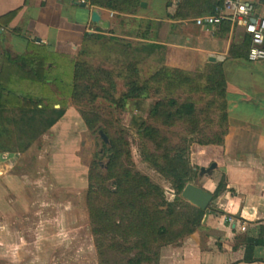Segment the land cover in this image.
<instances>
[{
  "label": "crops",
  "instance_id": "1",
  "mask_svg": "<svg viewBox=\"0 0 264 264\" xmlns=\"http://www.w3.org/2000/svg\"><path fill=\"white\" fill-rule=\"evenodd\" d=\"M180 1L139 0L136 11L128 13L90 0H0L1 76L5 85L35 93L34 79L25 74L28 60L19 61L18 69L7 64L3 69L2 63H8L3 53L47 57L48 65L56 67L55 63L77 61L81 46L99 34H120L126 39L137 35L143 47L161 53L157 69L166 66L199 73L220 64L227 105L223 141L192 145L203 149V162L216 163L210 174H199L195 184L212 193V200L201 224L177 243L162 246L155 264H264V59L231 55V49L240 51L248 37L240 26L224 22L204 27L197 26L194 17H173ZM253 1L257 13L264 16V4ZM156 2L160 6L150 11ZM92 11L99 15L98 21L91 20ZM11 12L10 19L2 18ZM127 18L139 21L135 34L130 33ZM46 83L55 99L64 98L51 79ZM65 105L0 107V181L5 179L4 166L18 162L49 135L62 148L79 141L68 136L76 131L78 118L69 100ZM195 164L199 169L205 166ZM221 180L224 188L213 196Z\"/></svg>",
  "mask_w": 264,
  "mask_h": 264
},
{
  "label": "rangeland",
  "instance_id": "2",
  "mask_svg": "<svg viewBox=\"0 0 264 264\" xmlns=\"http://www.w3.org/2000/svg\"><path fill=\"white\" fill-rule=\"evenodd\" d=\"M159 6L156 2L150 11ZM126 22L131 27L130 33L135 34L139 21L127 18ZM105 32L114 33V30ZM119 35L99 34L87 39L78 52L77 62L82 65L79 70L89 68L82 81L96 96L93 102L88 96L65 100L75 108L78 118L76 131L69 132L68 136L78 137L79 141L68 142L62 148L49 135L22 154L18 162L4 166L5 179L0 181L4 187L0 191V264H127L128 258L135 255V250L123 252L114 247L126 245L120 238L105 240L102 248L97 249L91 232L86 202L87 175L96 152H99L96 160L101 175L95 182L97 207L110 205L100 187L112 189L116 181L115 177H107L105 167L109 157L103 153L99 130L105 129L125 139L128 156L121 157V166L148 176L162 188L168 201L176 196L170 180L145 161L144 153L159 156L166 148L185 147L187 140L192 139L188 155L195 175L188 183L198 181L199 166L195 163L209 166L207 161L203 162V149L196 150L192 145L220 135L225 128L219 121L221 110L214 94L190 91L185 85L168 92L164 83L150 81L161 53L143 47L137 35L129 39ZM99 69L108 74L100 76ZM132 81L137 86L147 82L144 95L128 98L119 106L118 101ZM171 99L174 107L170 106ZM158 102L161 110L180 108L183 113L187 111L185 105L193 103L198 113L196 124H189L181 116L172 120H166L164 115L155 116L153 108ZM79 111L97 119L94 123L97 132L90 131ZM145 125L155 129L152 138L141 134ZM161 247L157 248L156 256L149 254L151 260L143 264H155Z\"/></svg>",
  "mask_w": 264,
  "mask_h": 264
},
{
  "label": "trees",
  "instance_id": "3",
  "mask_svg": "<svg viewBox=\"0 0 264 264\" xmlns=\"http://www.w3.org/2000/svg\"><path fill=\"white\" fill-rule=\"evenodd\" d=\"M92 4L100 5L108 9L127 11L134 13L139 4V0H90ZM264 4V0H259ZM223 3V0H181L173 15L175 18H193L205 13H215ZM14 12L8 13L3 19H10ZM224 23V22H222ZM225 23H227L225 21ZM250 43L249 36H245L240 51L231 49V55L245 57L247 56ZM30 58V61H29ZM4 66L11 65L19 67V61L28 60L29 69L25 74L28 78H33L35 93H26L22 90L14 89V86L4 83L0 72V107H52L59 104L65 105V100L70 97L74 100L88 96V100L93 102L95 95L82 81L83 76L89 71L87 68L79 70L82 65L77 61H68V63H55L56 67L49 66L46 59L38 56L20 55L11 57L8 53H3ZM53 64V63H52ZM1 68V70H3ZM18 69V68H17ZM100 76L107 75L108 71L99 69ZM51 79L63 99H55L54 94L49 91L46 80ZM98 80V79H97ZM150 81L164 83L168 92L185 85L190 91H204L213 93L215 102H218L220 124L226 127V93L225 80L221 65L211 64L204 72L190 73L178 68L161 66L150 77ZM132 81L128 90L122 94L118 105L122 106L124 100L128 98L140 97L144 95L147 84L137 86ZM122 102V103H121ZM170 106L174 107V101L169 100ZM161 104L155 103L153 114L164 115L166 120L176 119L181 116L189 124H196L198 113L193 103L186 104V113L180 108L174 110H161ZM207 109L202 111L206 113ZM85 125L92 133L98 130L94 128L97 121L95 117L89 116L84 111H79ZM102 129V128H101ZM155 131L149 125L143 126L141 134L143 137L152 138ZM226 129L220 135L206 138V140L196 141L200 145L221 144ZM98 134L103 141V153L108 154L106 165L107 177H115V187L108 189L100 187L102 193L106 194L110 205L106 208L97 207L94 194L97 193L95 182L101 178L98 173L100 167L96 160L99 152L94 154L91 161L87 180V209L92 227L91 232L94 235L97 249H101L105 240H115L120 238L125 246L114 245L115 248L123 252L135 250L134 256L128 258L127 264H143L150 261V255L156 256L157 248L175 244L184 236L191 234L200 224L206 210L200 209L180 196V193L186 183L190 182L195 175V169L189 161L188 149L194 140L189 139L185 147L166 148L164 154L152 156L144 153V159L153 169L158 171L163 177L170 180L172 189L175 191L173 201L165 199L162 188L152 182L146 175L138 172H132L128 168L121 166L120 160L123 155L128 156L125 139L114 133H108L105 129L99 130ZM121 168V169H120ZM224 188V182L221 180L214 192L217 195ZM257 241H252L254 245Z\"/></svg>",
  "mask_w": 264,
  "mask_h": 264
},
{
  "label": "built area",
  "instance_id": "4",
  "mask_svg": "<svg viewBox=\"0 0 264 264\" xmlns=\"http://www.w3.org/2000/svg\"><path fill=\"white\" fill-rule=\"evenodd\" d=\"M193 21L197 26L204 27L219 26L225 21L240 26L250 38L248 59H264V16L256 13L253 0H223L215 13L194 17ZM227 220L231 222L232 217H227Z\"/></svg>",
  "mask_w": 264,
  "mask_h": 264
},
{
  "label": "water",
  "instance_id": "5",
  "mask_svg": "<svg viewBox=\"0 0 264 264\" xmlns=\"http://www.w3.org/2000/svg\"><path fill=\"white\" fill-rule=\"evenodd\" d=\"M143 6V2L140 3ZM91 20L98 21L99 15L96 11H92ZM216 167V163L212 162L208 167H200L199 174L203 175L204 173L210 174L212 170ZM180 196L188 201L190 204L205 210L210 201L212 200V193L206 191L205 189L193 184L186 183L183 187Z\"/></svg>",
  "mask_w": 264,
  "mask_h": 264
}]
</instances>
